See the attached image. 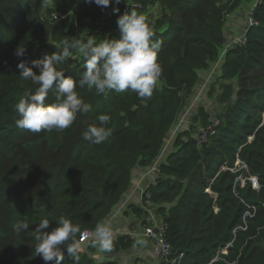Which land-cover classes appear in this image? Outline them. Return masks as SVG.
I'll return each mask as SVG.
<instances>
[{
	"label": "trees",
	"instance_id": "trees-1",
	"mask_svg": "<svg viewBox=\"0 0 264 264\" xmlns=\"http://www.w3.org/2000/svg\"><path fill=\"white\" fill-rule=\"evenodd\" d=\"M141 1L145 12L146 4ZM165 2L164 7L170 9L172 16H165L161 24L166 22L167 29L155 33L153 38L161 44L158 63L162 71L161 86H157L150 98L140 99L131 91L97 95L95 89L89 90L87 86L77 88L78 95L91 105V110L77 114L72 126L63 131L32 133L16 126L19 114L15 105L22 97L34 94L38 85L24 80L17 64L23 60L31 68L32 61L47 54L34 52L48 45L49 36L55 41L60 40L61 44L69 37V32L62 35L59 27L51 31L50 27L60 21L63 27L67 21L65 18L54 21L52 15L61 10H49L46 17H43L44 13L40 15L41 0H0V264H44L35 255L34 232L43 219L50 222L48 231L58 225L61 216L79 225L81 232L85 229L95 231L96 225L130 189L133 168L148 166L158 156L184 99L197 82L196 72L206 69L208 63L217 58L218 48L224 41L221 23L227 12L223 0ZM75 3L76 0H69L67 8L75 12L77 18L85 17L94 22L103 14L104 9L100 10L95 3L79 1L78 7ZM65 10L62 9V15L67 14ZM255 19L260 29L250 28L247 40L250 37L255 43L264 42V10L255 12ZM106 29V26L100 29L96 36L98 41L107 37ZM55 33L58 38L54 37ZM18 47L27 49L22 58L14 55ZM243 48L228 51V62L233 54L239 56ZM83 65L84 60L81 66L73 69L68 60L59 68L66 76L78 78ZM33 71L39 74L37 69L33 68ZM57 102L55 89L50 90L45 103ZM262 110H258V117L244 110L240 118L233 116L231 118L236 120L226 125L220 121L216 135L210 139H215L209 152L216 166L215 172L234 166L237 146L242 148L238 155L249 172L256 175L259 182L264 179V108ZM100 114L110 115L111 121L106 127H110L112 133L104 143L96 145L85 141L82 133L90 125L99 124L97 117ZM250 129L256 130V135L247 134ZM251 136L254 139L248 142ZM184 150L171 152L160 166V177L146 190L152 193L153 200L170 201L174 191L182 187L187 171H183V165L177 161L197 156V151L188 154ZM222 172L206 183H196L194 186L198 191H191L189 195L192 202H184L185 195L181 194L178 203L169 211L168 241L183 254V260L188 264H210L226 246L228 255H223L224 261L212 264H264V248L254 241L258 236L264 238L263 215L260 212L255 215L247 232L236 231L234 234L247 208L232 192L237 176L229 170ZM208 187L217 195L215 201L205 191ZM245 189L241 192L246 193V198L238 195L246 204L260 209L258 203L264 202L263 186L259 192L252 191L248 185ZM254 194H259V202L248 200ZM206 199L208 204H204ZM23 223L28 224V230L18 228ZM80 233L76 236L77 241ZM78 257V260L70 258L65 250L63 264H90L79 252Z\"/></svg>",
	"mask_w": 264,
	"mask_h": 264
},
{
	"label": "rangeland",
	"instance_id": "rangeland-1",
	"mask_svg": "<svg viewBox=\"0 0 264 264\" xmlns=\"http://www.w3.org/2000/svg\"><path fill=\"white\" fill-rule=\"evenodd\" d=\"M66 1L67 3L69 2V0H56L54 5L48 7H45L44 4H41L42 8L39 10V14L41 15L44 13L43 17H46V15L48 16L49 14V10L51 12L54 10H61L60 12L62 13V9H66L68 12L65 10V13L67 14L63 15L62 17L63 21L64 18L65 21H67L65 22V26L62 27V24H59L61 23L60 21L57 24H52L50 31L53 30L54 27H59L61 29L62 35L64 32H69V37H76L85 30H87L88 35L96 37L99 34L100 29L107 23L105 19L109 21V19L114 15H107V13H113L107 12L109 9L118 7L121 11L127 3H131L130 0H121L119 5H115L114 3L110 4L107 8H104L102 16H100L94 22L89 18L78 17L81 21L79 22L75 12H72L69 8H67L69 4H67ZM79 1L84 2V0H76V7H78ZM133 3L139 6L142 5L141 0H134ZM164 3H166L165 0H160L161 11L164 10ZM222 4L227 6V12L224 15L221 23L224 41L218 48L217 58L215 61L209 62L206 69L199 70V77L201 81L200 79L199 81L197 80L198 82H196L197 84L195 83L193 86L194 88L192 92L186 97V99H184L182 109L168 134V142L166 140V143H164V146H162V149L158 154L159 157L163 150V159H160V161L165 160L166 162L167 157L171 152L173 153L185 149L184 152L187 151L188 154H190L191 151L193 154L195 151H197V156H192L193 159L177 161V163L183 165V171H187V178H183L184 180L182 181V187L174 191V194L171 195L170 201L153 200L152 193L149 191L142 195L144 191L148 190L149 188V185L147 186L144 184L143 188L141 187V189H138V192L140 195H142V197L140 202H136L137 205L135 204L128 208V206L133 203L129 202L127 205L120 207L119 204H123L124 202L123 198L127 197V194H124L122 196V200H120V202L118 201V205H114L116 208L113 209V206V210L111 209L110 213L103 220L110 224L114 233L113 247L110 252L101 253L96 247H93L95 240L94 231L89 229L84 230L90 231L92 233V240L85 244H80L79 253L82 254L85 259L90 262V264H153L155 258L153 255L151 242L141 235L142 228L148 215L153 213L163 221L167 222L170 214L169 211L178 203L177 201L181 194L185 195V198L184 196L182 198L184 202H192L193 200L189 197V195L191 191H198V188L194 186L196 183H206L209 178L218 177L221 173H223L222 171L229 170V168L226 167L223 169L220 168L216 172L214 170V167L216 166L213 162L214 160L209 155V152L212 150L215 139L210 140L204 146H197L195 141L199 134H201L203 129L202 127L207 126L210 122L214 121L215 118L220 119L223 125H226L227 123L236 120L235 118L233 119L231 117L235 116L236 118H240V115H243L244 110L247 112V114L256 116L259 115L258 110H260V112L263 111L264 42L261 41L259 43H255L250 37H248L249 40H247L245 43L243 39L244 35L247 37V32L249 30L247 28L251 23L252 18L256 23V29H260L257 25V20L255 19V12L264 10V0H223ZM147 6L148 5L145 7ZM150 6H152V3H150ZM149 9H151V7ZM100 10H102V8ZM167 14L172 16L170 9L169 13ZM116 21L117 20L111 24L113 28L110 29V33H117L118 27ZM81 24L90 26L93 25L96 28H99L93 29L82 27ZM253 31L254 29H252V32ZM54 37L58 38L57 33H55ZM47 40L48 41L46 43L48 45H45V48H40L34 53L37 55L45 53L51 55L56 49L55 46L60 45V40L55 41L52 36H49ZM241 41L242 44L240 45ZM241 46L244 48L240 50L239 56H235L233 54L230 58L231 61L228 62V51ZM69 60L71 61V65L72 63H76L78 67V65L81 66L83 58H79L76 61H72L71 59ZM245 117L249 118L250 116ZM249 133L256 135L257 132L254 129H250L247 134ZM184 146L185 148L182 149L181 147ZM235 149L237 151L236 158L245 164V162L242 161L238 155V152L242 148L235 146ZM155 160H157V158H155L150 163V165H148V168L146 167L147 169L145 168L146 173L149 171ZM230 172L234 174L231 175L237 176L235 180L240 177V175H242L241 172ZM169 177H172L173 179L175 178L174 176ZM152 179H150L152 181L151 183H153ZM226 179L231 180L229 176H226ZM235 180L232 184V191L234 189ZM259 183L261 186H263L261 192H264V179H260ZM235 189L237 193H240L241 196H246V193L243 191H245L247 188H243V190L236 187ZM241 190L243 191L241 192ZM240 195L237 194L236 197L237 199L239 198V200L243 201ZM258 195L259 194H254L253 197L248 200L251 202H259L261 199L257 197ZM208 202L209 200L206 199L204 204H208ZM258 204H260L261 208L259 209L257 206H255L254 212L246 210L244 211L241 219V225L234 230V234L236 231L247 232L250 221L255 217V215L257 216L259 212V214L263 215L264 218V202H259ZM247 213H250L253 216L249 217ZM254 241H257V243L261 244V246L264 248V238H259L258 236L255 237ZM173 250L174 252L172 257H178L179 253L177 250L174 247ZM226 253L228 255V252ZM226 253L217 254V257H214V260L217 259L215 262L224 261L223 255L227 256ZM179 264L188 263L185 262L182 257ZM210 264L212 263L210 262Z\"/></svg>",
	"mask_w": 264,
	"mask_h": 264
},
{
	"label": "clouds",
	"instance_id": "clouds-1",
	"mask_svg": "<svg viewBox=\"0 0 264 264\" xmlns=\"http://www.w3.org/2000/svg\"><path fill=\"white\" fill-rule=\"evenodd\" d=\"M45 7L52 6L56 0H41ZM85 3L107 8L110 4L119 5L121 0H85ZM113 14L119 13L118 7H113ZM120 31L119 39L104 37L99 40L90 36L85 30L79 38L67 37L59 49L51 55L45 54L41 59L32 61V67H27L21 60L17 64L20 76L38 85L34 94L22 97L15 105L19 119L16 126L32 133L41 131H63L72 126L77 114H85L91 110V105L78 95L77 88L87 86L95 89L97 95L111 91L124 93L134 92L138 98L146 99L153 95L160 83L161 67L158 63V53L161 44L154 40L155 33L145 14L130 10L118 16L116 21ZM27 49L18 47L14 53L17 58L25 56ZM83 58V71L78 78L65 75L59 65L71 59L76 61ZM73 69L77 68L72 63ZM39 71V74L33 71ZM55 89L57 103L46 104L49 91ZM99 124L90 125L82 133L85 141L100 145L112 133L106 127L111 121L108 114L97 117ZM19 229L28 230L26 223L20 224ZM48 219H43L35 228V255L44 264L54 261L63 264L65 250L70 258L78 260L80 244L76 239L81 232L79 225L61 216L58 225L51 228ZM93 247L99 252H110L113 247V230L107 221H101L95 227Z\"/></svg>",
	"mask_w": 264,
	"mask_h": 264
},
{
	"label": "built area",
	"instance_id": "built-area-1",
	"mask_svg": "<svg viewBox=\"0 0 264 264\" xmlns=\"http://www.w3.org/2000/svg\"><path fill=\"white\" fill-rule=\"evenodd\" d=\"M130 1L131 3H127L123 7V9L120 11V15L130 10L136 11L139 14H143L142 5L139 6L133 3L132 0ZM52 17L55 22H58L59 20L62 19L63 15L61 13H54ZM255 26H256V23L252 18V21L249 24L247 29L253 28ZM243 41L245 43L247 42V37L245 35H244ZM241 44H242V41L240 42V45ZM220 125H221L220 120L218 118H215V120L210 122L207 126L202 127L203 129H202L201 134H199L198 138H196L197 146L201 147L207 144L210 141L211 137L216 135L217 129L220 127ZM252 139L253 137H248V142H251ZM163 152L164 151L162 150V153L159 155V157L158 156L156 157L157 160L153 162V164L151 165L148 171L151 177H153L152 179L153 184H155L156 179H158L161 175L160 166L163 163H165V160L160 161V159H163L162 158ZM229 170L232 172H236V173L238 172L242 173V175H240V177H238L235 180L234 189L232 191L235 194V196L238 194L235 189L236 187L243 189L248 185L250 186L251 190L255 192H258L261 189V185L258 181V177L256 175H251L248 172L247 165L241 162L238 158L235 159L234 166L232 168H229ZM205 191L213 196L214 201L217 199V195L214 194L209 187L206 188ZM242 202L247 208L246 211H251V212L255 211V206L246 204L244 201ZM214 211L215 212L218 211V208L216 206L214 207ZM247 215L249 217L253 216L250 213H247ZM168 230H169V226L167 222L163 221L157 215L150 213L145 220V224L142 228L141 235L142 237L148 239L151 242L152 249H153V255L157 258L160 264H176V263L179 264L181 258L183 257V254H179L178 257L176 258L172 257L174 250H173L171 243L168 241V237H167ZM91 240H92V233L90 231L81 232L78 238L79 244H85ZM227 248H228L227 246L225 248H222L221 250H219L217 254L226 253ZM216 260L217 259L214 260L213 258L211 263H214Z\"/></svg>",
	"mask_w": 264,
	"mask_h": 264
},
{
	"label": "crops",
	"instance_id": "crops-1",
	"mask_svg": "<svg viewBox=\"0 0 264 264\" xmlns=\"http://www.w3.org/2000/svg\"><path fill=\"white\" fill-rule=\"evenodd\" d=\"M144 2H145L146 5H148L146 7V9L147 8L149 9L151 7V9H149V10L147 9L146 12H143V14H145L147 16L148 22L152 26L154 33L165 31L167 29V27H168V24L166 22L164 24H161V22H163L165 16L169 17L170 14H167V13H169V10L165 9V7L163 6L164 10L161 11L160 0H156V1H154V0H144ZM150 3H152V6H150ZM107 12H113V11H112V9H109V11H107ZM109 14L113 15V13H107V15H109ZM119 15H120V12H119V14L118 13L114 14L113 17H111L109 19V21L107 19H105V21L107 23L104 25V27L105 26L107 27L106 34H107V38L108 39H119L120 38L119 29H118L117 33H110V29L113 28V26L111 24L115 20L118 19ZM108 33H110V34H108ZM199 72L200 71L196 72L198 81L200 79ZM200 81H201V79H200ZM159 86H161V85H159ZM193 88H192V90H193ZM192 90H191V92H192ZM171 129H172V127H171ZM170 130H169V132H170ZM169 132H168V134H169ZM168 134H167V137H168ZM166 140H167V138H166ZM136 167H134L133 170H132L131 187L125 193V194H127V197H126L127 199L123 198L124 202H123V204H119L120 207H123V206L127 205L129 202L130 203L133 202V203H131V205H129L128 208L130 206H132V205H135V204L137 205L136 202H140L142 195L146 192V190H145L144 193L142 195H140V193L138 192V189H141V187L143 188L144 184L147 185V186L148 185L151 186L153 184V183H151L152 181L150 180V179H152L151 175L148 172L146 173V171H145V168L146 167L148 168V166H145V167L136 166ZM116 206H114L113 209L116 208ZM152 251H153V249H152ZM154 258L155 259L153 261V264H160V262L157 260V258L155 256H154Z\"/></svg>",
	"mask_w": 264,
	"mask_h": 264
},
{
	"label": "bare ground",
	"instance_id": "bare-ground-1",
	"mask_svg": "<svg viewBox=\"0 0 264 264\" xmlns=\"http://www.w3.org/2000/svg\"><path fill=\"white\" fill-rule=\"evenodd\" d=\"M167 142H168V140H167ZM146 174V173H145ZM139 183V182H138Z\"/></svg>",
	"mask_w": 264,
	"mask_h": 264
}]
</instances>
